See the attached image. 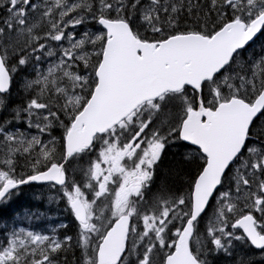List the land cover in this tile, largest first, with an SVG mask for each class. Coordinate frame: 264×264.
I'll return each mask as SVG.
<instances>
[{"label":"snow or ice","instance_id":"1","mask_svg":"<svg viewBox=\"0 0 264 264\" xmlns=\"http://www.w3.org/2000/svg\"><path fill=\"white\" fill-rule=\"evenodd\" d=\"M34 185L0 264H264V0H0V207Z\"/></svg>","mask_w":264,"mask_h":264},{"label":"bare ground","instance_id":"2","mask_svg":"<svg viewBox=\"0 0 264 264\" xmlns=\"http://www.w3.org/2000/svg\"><path fill=\"white\" fill-rule=\"evenodd\" d=\"M177 151L178 150H175L174 152L176 153ZM31 191L32 190H28L23 195L19 196L18 198H20L21 201H17L16 199H14L9 205H7L5 207H0V213H2L3 211H8V215H9V219H10L12 214H14L18 211L23 212L26 209H29L30 202L32 201L30 198H32V196H33Z\"/></svg>","mask_w":264,"mask_h":264},{"label":"trees","instance_id":"3","mask_svg":"<svg viewBox=\"0 0 264 264\" xmlns=\"http://www.w3.org/2000/svg\"><path fill=\"white\" fill-rule=\"evenodd\" d=\"M179 159H180V155L178 151L175 154H170L168 161L165 162L164 170H166L170 166V164L174 163L175 161ZM164 170L161 171L160 178H164V175H165ZM8 219H9L8 211H3L2 213H0V223L6 222Z\"/></svg>","mask_w":264,"mask_h":264},{"label":"rangeland","instance_id":"4","mask_svg":"<svg viewBox=\"0 0 264 264\" xmlns=\"http://www.w3.org/2000/svg\"><path fill=\"white\" fill-rule=\"evenodd\" d=\"M175 150H177V149H173V154H175ZM31 193H32V191H31ZM17 201H21L20 200V198H15ZM33 208V210H35V209H41V210H43L44 208H43V206L41 205V204H38V203H35V202H33V201H31L30 202V207H29V209H32ZM27 210V209H26ZM25 210V211H26ZM25 211H23V212H25ZM22 211H18V212H16V213H14V214H12V216L10 217V219L8 220V221H10L11 219H12V217L14 216V215H16L17 213H23ZM18 219H19V217H18ZM42 221H46V220H42ZM3 223L4 222H1V224H0V227H2L3 226ZM22 223V220H20V222L17 224V226L18 225H20ZM26 230H32V229H26ZM32 231H35V230H32ZM45 234V233H44Z\"/></svg>","mask_w":264,"mask_h":264},{"label":"flooded vegetation","instance_id":"5","mask_svg":"<svg viewBox=\"0 0 264 264\" xmlns=\"http://www.w3.org/2000/svg\"><path fill=\"white\" fill-rule=\"evenodd\" d=\"M32 194H33V192H32Z\"/></svg>","mask_w":264,"mask_h":264}]
</instances>
